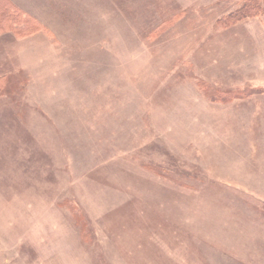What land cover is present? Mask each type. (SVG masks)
Wrapping results in <instances>:
<instances>
[{"label":"rangeland","instance_id":"obj_1","mask_svg":"<svg viewBox=\"0 0 264 264\" xmlns=\"http://www.w3.org/2000/svg\"><path fill=\"white\" fill-rule=\"evenodd\" d=\"M243 1L0 0V264L264 257V0L222 21Z\"/></svg>","mask_w":264,"mask_h":264},{"label":"crops","instance_id":"obj_2","mask_svg":"<svg viewBox=\"0 0 264 264\" xmlns=\"http://www.w3.org/2000/svg\"><path fill=\"white\" fill-rule=\"evenodd\" d=\"M257 97H259V95ZM233 112H235V111H233ZM230 187H233L234 189H233V191L229 192L231 194H227V195H231L230 197H234V198H226V199H230L229 200L230 208L233 209V210H238V208L236 206V204L238 203V200H236L235 197H237V196L255 197V196H259L260 195L259 192L255 191V190H253L251 188L245 189V188H242V187H239V186H235V187L234 186H230ZM189 189L187 191H189ZM233 210H231L232 214L221 213V212L219 213V218H217V220L219 221V227H221V228H224V227H227V226L233 227L234 226V222H236V221H237V223L239 222L241 217L239 219H237L236 216L234 215V211ZM238 226H239V224H238ZM252 226L255 227V223ZM252 226H250V227H252ZM236 227H237V224H236ZM236 227H234V228H236ZM249 237H252V236H249ZM247 239H248V236L246 237V239H244L246 243L249 242V240H247ZM213 242H211V243H213ZM218 242H219L221 248L223 247V249H225L227 252H229L230 251L229 249H231L230 247H235V251H237V247L236 246H238L239 243L242 242V239H241L240 235H237L233 239L226 238V239H223L221 241L218 239ZM257 242H259L258 244H260V243L264 244V239H262V238L255 239V240L252 239L250 243H257ZM261 249H264V246L261 247ZM260 252L264 255V252H262V251H260ZM255 255H259V252H255V253L254 252H248V254H246V255H234V256H235V258L237 260L240 259V260L244 261L245 264H261L264 261V257L262 256V258H259V256L255 257Z\"/></svg>","mask_w":264,"mask_h":264},{"label":"trees","instance_id":"obj_3","mask_svg":"<svg viewBox=\"0 0 264 264\" xmlns=\"http://www.w3.org/2000/svg\"><path fill=\"white\" fill-rule=\"evenodd\" d=\"M261 12L258 0H244L242 5L231 14H227L223 17L222 21L227 25H232L241 19L250 18ZM235 97L234 94H231Z\"/></svg>","mask_w":264,"mask_h":264}]
</instances>
